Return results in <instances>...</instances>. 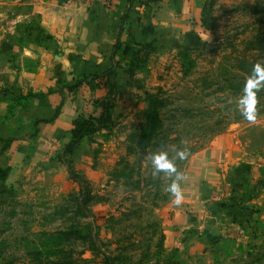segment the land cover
<instances>
[{"label": "rangeland", "instance_id": "rangeland-1", "mask_svg": "<svg viewBox=\"0 0 264 264\" xmlns=\"http://www.w3.org/2000/svg\"><path fill=\"white\" fill-rule=\"evenodd\" d=\"M160 1L134 3L132 15L151 30L140 44L153 43L152 53L134 77L123 71L114 124L88 138L82 161L80 150L73 159L93 201L80 204L67 166H24L29 173L10 180L12 192L0 182V264H103V256L113 264H264V105L254 107L253 121L239 105L254 66L264 67V0H182L177 27L159 32L151 17ZM42 2L0 0V134L23 127L11 119L19 71L36 68L22 54L41 47L33 34ZM137 47L130 59L143 54ZM185 48L194 63L188 73ZM157 92L161 129L143 150L147 97ZM157 152L185 177L179 205L167 191L174 175L151 162ZM61 154L50 161L63 163ZM180 209L191 223L174 235L183 251L165 234Z\"/></svg>", "mask_w": 264, "mask_h": 264}, {"label": "crops", "instance_id": "crops-1", "mask_svg": "<svg viewBox=\"0 0 264 264\" xmlns=\"http://www.w3.org/2000/svg\"><path fill=\"white\" fill-rule=\"evenodd\" d=\"M138 1L145 3L147 0ZM160 2L151 17L155 31L160 32L168 26L177 27L180 21L178 10L183 1ZM126 8L127 0H43L35 19L33 34V41L41 47L36 49L29 45L30 47L23 48L22 54L23 58L35 62L36 68H22L17 84L25 95L29 92H54L43 100L32 101L24 107L17 106L15 117L11 121L17 119L18 125L22 124L23 127L6 125L7 128L0 134L1 138L15 139L6 150H0V167L11 166L15 180H21V174L26 176L29 173V169L24 170V166H67L58 161L51 162L50 159L53 155L61 154L68 144L72 123L77 114L92 110L90 103L97 95L96 92L88 87L82 88L75 101H65L54 122H42L37 127L34 124L54 117L56 110L63 104V96L58 89L71 83L73 77L103 74L113 68L112 49ZM141 26V22L134 16L125 26L122 38L124 50L121 54V59L125 62L136 53L137 44L146 41ZM113 76H116L114 84L119 88V80L124 76L123 70L117 69ZM114 115L118 116L117 112ZM81 148L80 161L87 153L88 146L83 145ZM47 161L51 163H46ZM81 164L86 166L85 162ZM61 174L67 175L65 167L61 168ZM188 220L180 209L173 221L168 223L165 234L172 248L185 250V246L177 243L174 235L182 234L191 227ZM198 242L208 244L207 237H201ZM186 244L192 246L193 243H188L187 240Z\"/></svg>", "mask_w": 264, "mask_h": 264}, {"label": "trees", "instance_id": "trees-1", "mask_svg": "<svg viewBox=\"0 0 264 264\" xmlns=\"http://www.w3.org/2000/svg\"><path fill=\"white\" fill-rule=\"evenodd\" d=\"M136 0H127V8L123 17L121 18V26L117 36V40L112 49L111 60L114 62V66L111 70L103 74H94L90 76H79L73 77L71 83L62 85L59 87L58 92L63 96V104L56 110L55 115L51 119L40 120L35 122V127L39 123H52L60 115L62 106L67 99L75 101L77 94L84 87H88L94 92L96 96L90 105L91 111H82L77 114L76 119L72 123V130L69 136V142L63 148V152L60 156V160L67 165L70 179L79 185L81 190L80 204L88 206L92 201L93 197L88 191V182L82 178L73 167V159L81 147L86 143L89 137H92L103 130H108L114 124L113 110L117 102V87L112 84L111 77L115 74L117 69H122L130 78L134 77L135 74L143 69L145 62L149 55L152 53V44L147 43L144 45L138 44L141 47L143 54L133 56L128 63H124L121 59V54L124 50V42L122 40L125 33V26L131 20L133 12V6ZM146 33L151 30H144ZM187 50V51H186ZM189 48H185V51L180 53L182 64L186 68L188 73L194 68V63L189 57ZM118 58V59H117ZM22 92V91H21ZM54 91L49 90L47 93H32L20 94L16 97L15 104L20 107L28 105L32 101L43 100ZM255 94V107H260V104L264 105V88L259 86L254 90ZM148 112L147 120L145 124L144 133L139 137V145L145 150L151 145L154 137L161 129V110L164 107V100L160 97V92L156 94L148 95ZM264 107V106H263ZM4 142L5 147H9L10 144L15 140L13 137L0 138ZM12 167L0 168V182L6 185L7 189L11 192L14 191V185L16 180L11 174ZM12 181V183L10 182ZM60 235V236H59ZM54 238L58 243L61 241L60 238L66 235L64 232L60 233ZM10 264V263H7ZM103 264H113L112 259L103 256Z\"/></svg>", "mask_w": 264, "mask_h": 264}, {"label": "clouds", "instance_id": "clouds-1", "mask_svg": "<svg viewBox=\"0 0 264 264\" xmlns=\"http://www.w3.org/2000/svg\"><path fill=\"white\" fill-rule=\"evenodd\" d=\"M261 81H264V67L257 64L254 66L253 75L245 83L243 95L239 99V105L242 106V115L249 121H253L255 119L254 90L258 87ZM177 154L181 159L185 156L183 151H180ZM151 162L156 171L174 175V179L167 186V191L174 198L173 202L179 205L183 198L179 182L185 179V177L182 173L177 171L174 163L169 159L166 152L154 153L151 156Z\"/></svg>", "mask_w": 264, "mask_h": 264}]
</instances>
